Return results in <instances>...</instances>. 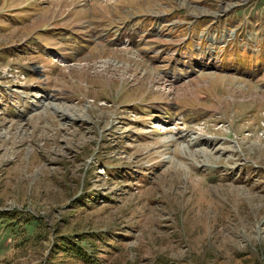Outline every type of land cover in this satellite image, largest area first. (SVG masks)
Listing matches in <instances>:
<instances>
[{"label": "rangeland", "instance_id": "obj_1", "mask_svg": "<svg viewBox=\"0 0 264 264\" xmlns=\"http://www.w3.org/2000/svg\"><path fill=\"white\" fill-rule=\"evenodd\" d=\"M0 264H264V0H0Z\"/></svg>", "mask_w": 264, "mask_h": 264}]
</instances>
